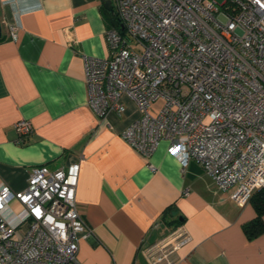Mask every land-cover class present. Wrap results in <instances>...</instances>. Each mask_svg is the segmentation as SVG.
Instances as JSON below:
<instances>
[{
  "label": "crops",
  "instance_id": "crops-1",
  "mask_svg": "<svg viewBox=\"0 0 264 264\" xmlns=\"http://www.w3.org/2000/svg\"><path fill=\"white\" fill-rule=\"evenodd\" d=\"M103 9L101 0H0V186L21 191L34 167L79 163L80 264H152L176 228L188 241L174 264H264V232L249 239L243 229L258 217L254 201L236 205L195 161L182 170L167 140L149 156L130 148L120 133L138 113L127 97L120 115L88 106L84 57H109ZM22 119L32 126L24 138L14 127Z\"/></svg>",
  "mask_w": 264,
  "mask_h": 264
},
{
  "label": "built area",
  "instance_id": "built-area-1",
  "mask_svg": "<svg viewBox=\"0 0 264 264\" xmlns=\"http://www.w3.org/2000/svg\"><path fill=\"white\" fill-rule=\"evenodd\" d=\"M111 3L121 31H105L108 58L84 57L88 106L120 115L127 97L138 113L120 133L130 148L149 156L167 140L182 170L195 161L236 205L249 203L264 188V0ZM14 127L32 133L28 120ZM78 176L76 162L37 166L23 190L0 186V264H80ZM187 241L174 229L151 263L174 264Z\"/></svg>",
  "mask_w": 264,
  "mask_h": 264
},
{
  "label": "trees",
  "instance_id": "trees-1",
  "mask_svg": "<svg viewBox=\"0 0 264 264\" xmlns=\"http://www.w3.org/2000/svg\"><path fill=\"white\" fill-rule=\"evenodd\" d=\"M103 13L106 18L108 27H115L119 29V22L117 21L116 15L109 13L105 9H103ZM251 200L255 202V208H256L258 217L254 221L245 225L243 228L245 235L249 239L254 238L264 232V223L260 219L261 215L264 214V188L257 190L252 195L250 201Z\"/></svg>",
  "mask_w": 264,
  "mask_h": 264
},
{
  "label": "water",
  "instance_id": "water-1",
  "mask_svg": "<svg viewBox=\"0 0 264 264\" xmlns=\"http://www.w3.org/2000/svg\"><path fill=\"white\" fill-rule=\"evenodd\" d=\"M101 1L103 3V7H104L105 10H107L111 14H115L113 6H112V3H111V0H101ZM120 28L122 29L121 25H120ZM0 38H1V27H0Z\"/></svg>",
  "mask_w": 264,
  "mask_h": 264
},
{
  "label": "rangeland",
  "instance_id": "rangeland-1",
  "mask_svg": "<svg viewBox=\"0 0 264 264\" xmlns=\"http://www.w3.org/2000/svg\"><path fill=\"white\" fill-rule=\"evenodd\" d=\"M218 2H221V0H217ZM160 105H161V102L160 101H158V102H156L153 106L155 107V108H158V107H160ZM15 203H13L12 205H14ZM15 209H17V210H19L20 209V207L19 206H15Z\"/></svg>",
  "mask_w": 264,
  "mask_h": 264
}]
</instances>
